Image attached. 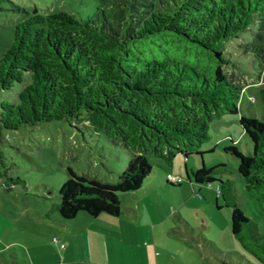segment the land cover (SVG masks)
<instances>
[{
  "label": "trees",
  "instance_id": "obj_1",
  "mask_svg": "<svg viewBox=\"0 0 264 264\" xmlns=\"http://www.w3.org/2000/svg\"><path fill=\"white\" fill-rule=\"evenodd\" d=\"M100 1L84 18L34 9L15 25L13 42L0 57V93L19 85L15 101H0L2 127L72 119L128 154L114 182L68 166L59 214L119 215V193L137 190L154 171L150 156L172 165L181 154H203L210 121L226 113L240 114L250 152L234 143L225 150L238 158L245 188L264 210V121L241 112L246 72L230 51L242 38L264 102V0ZM216 168H196L194 179L219 182L218 196L227 202L224 186L230 189L232 232L264 264V233L239 206L233 181L217 177Z\"/></svg>",
  "mask_w": 264,
  "mask_h": 264
},
{
  "label": "rangeland",
  "instance_id": "obj_2",
  "mask_svg": "<svg viewBox=\"0 0 264 264\" xmlns=\"http://www.w3.org/2000/svg\"><path fill=\"white\" fill-rule=\"evenodd\" d=\"M100 4V0H0V57L13 42L15 25L34 9L42 13L66 10L84 18L94 15ZM234 41L230 51L246 72L241 112L264 121V102L259 95L263 83H257V70L243 49V39ZM18 90L16 84L11 90L2 91L0 101H15ZM250 94L256 98L254 102L249 100ZM233 143L244 154L250 152V140L243 132L240 114L226 113L210 121V136L201 146L203 154L195 153L189 158L181 154L172 165L149 157L154 168L152 176L163 174L166 178L167 172H171L185 178L180 185L167 181L161 192L165 211L177 219L173 232L185 236L179 241L166 239L156 249L163 254L166 264H224L217 257L221 254L231 264H262L231 230L230 189L224 186L227 202L217 194L219 182L196 183L192 171L194 166H217L215 175L233 181L239 206L257 221L258 231L264 233V210L245 188L238 172V158L225 150ZM127 164L124 148L72 119L41 121L17 129L0 124V264H61V243L65 246L66 242L59 231L68 220L61 217L57 206L59 188L69 176L67 167L114 182ZM125 193H119L121 199ZM178 218L186 222H178ZM170 225L169 221L165 224ZM57 236L59 241L54 242Z\"/></svg>",
  "mask_w": 264,
  "mask_h": 264
},
{
  "label": "crops",
  "instance_id": "obj_3",
  "mask_svg": "<svg viewBox=\"0 0 264 264\" xmlns=\"http://www.w3.org/2000/svg\"><path fill=\"white\" fill-rule=\"evenodd\" d=\"M152 174L140 188L125 193L119 215L93 216L82 210L64 221L66 226L59 231L66 242L61 264H166L163 254L156 249L166 239L179 241L185 236L173 232L177 219L165 211L161 192L166 189L167 175L164 178L163 174L156 177ZM168 221L171 225L166 227ZM180 221L186 222L178 218Z\"/></svg>",
  "mask_w": 264,
  "mask_h": 264
},
{
  "label": "built area",
  "instance_id": "obj_4",
  "mask_svg": "<svg viewBox=\"0 0 264 264\" xmlns=\"http://www.w3.org/2000/svg\"><path fill=\"white\" fill-rule=\"evenodd\" d=\"M250 99H251L252 101L255 100V99H254V96H251ZM167 179L170 180V181H172V182H174V183H181V182L183 181V178H182L181 176H179V175H174V174H172V173H167ZM219 193H220V189L217 188V194L219 195ZM199 195H200V194H199ZM53 241H54V242H58V241H59V238H58V237H54V238H53ZM61 246H64V244L61 243Z\"/></svg>",
  "mask_w": 264,
  "mask_h": 264
}]
</instances>
